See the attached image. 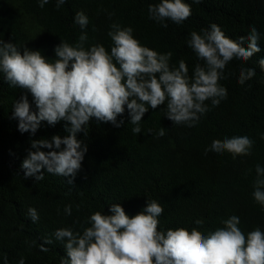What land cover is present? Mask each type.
Here are the masks:
<instances>
[{"label": "trees", "instance_id": "16d2710c", "mask_svg": "<svg viewBox=\"0 0 264 264\" xmlns=\"http://www.w3.org/2000/svg\"><path fill=\"white\" fill-rule=\"evenodd\" d=\"M158 2L67 0L57 10L56 0L43 8L38 0H0V39L40 50L50 60L56 58L54 49L62 40L70 44L78 41L82 32L75 24L78 11L89 17L83 30L89 37L86 47L99 43L110 53L113 42L107 33L117 22L131 26L145 46L160 53L171 51V65L185 60L190 75L197 63H203L187 45L190 33L213 23L233 39L247 36L254 25L261 48L247 62L233 59L226 66L225 74L232 75L220 83L228 90L227 99L216 107L206 101L210 110L195 127L175 125L166 117V105L149 107L139 134L132 132L135 125L130 123L127 109L118 117L124 120L119 128L93 117L88 135L77 134L88 145V152L73 184L67 182L70 177L53 175L46 169L42 170V181L25 178L21 165L31 140L68 135L66 122L53 126L44 121L34 136L21 133L18 119L13 118V105L24 92L0 76V264H4L5 255L8 264H19L21 258L25 264H61L67 253L64 244L55 240L54 231L73 225L82 231L80 225L89 226L85 221L90 215L96 211L111 214L110 207L116 203L134 216L148 200H157L164 208L158 217L159 229L164 231L196 227L207 234L222 227L221 221L232 215L240 217L239 226L245 234L257 226L264 230V207L252 195L256 166L264 167V70L258 63L264 58V0H184L191 6V16L181 25L166 21V29L149 19V4ZM109 14H113L111 18ZM242 66L256 71L244 85L238 83ZM29 101L37 111L30 94ZM162 127L166 134L158 137ZM233 136L252 139V154L235 159L227 152L205 154L213 140ZM69 204L71 216L64 212ZM29 207L37 209L38 222L28 216ZM197 219L204 220L203 226L196 225ZM45 238L53 243L45 245L49 251L42 252L40 244Z\"/></svg>", "mask_w": 264, "mask_h": 264}, {"label": "clouds", "instance_id": "9594fccd", "mask_svg": "<svg viewBox=\"0 0 264 264\" xmlns=\"http://www.w3.org/2000/svg\"><path fill=\"white\" fill-rule=\"evenodd\" d=\"M49 2L38 0L41 8ZM66 2L56 0L57 10ZM148 14L149 19L166 29V21L181 25L188 19L191 6L184 0H159L149 4ZM75 24L82 29L78 41L70 44L62 40L54 49V60L40 50L0 39V76L11 87L24 92L13 105L18 130L34 136L44 121L53 126L65 121L68 132L64 137L31 140V149L21 165L25 178L42 181V170L46 169L47 173L70 177L67 182L73 184L88 152V145L77 134L88 135L93 117L119 128L124 120L118 117L127 109L130 123L135 125L132 132L139 134L149 107L166 105V117L175 125L195 127L210 110L206 101L216 107L227 99L228 90L220 83L232 75L225 74L226 66L233 59L247 62L261 52L260 33L254 25L247 36L233 39L213 23L200 32L190 33L187 45L203 61L195 65L190 75L185 60L181 59L178 66L171 65V51L160 53L145 46L134 36L131 26L117 22L110 25L107 35L113 46L109 53L103 44L85 46L89 37L83 30L89 17L83 11L76 13ZM258 63L264 70V58ZM255 75L254 68L242 66L238 83L244 85ZM29 94L37 111L32 110ZM165 134L162 127L157 136ZM254 143L248 136L215 139L205 154L227 152L233 159L249 156ZM255 171L252 195L264 207V167L257 165ZM163 211L155 199L148 200L147 206L134 216L116 203L110 207L111 214L96 211L90 215L85 221L89 226L80 225L82 231L75 225L56 229L55 240L64 244L67 253L61 264H264V230L259 226L245 234L239 226L240 217L232 215L221 221L222 227L207 234L196 227L164 231L159 229L158 219ZM64 212L71 216L72 205L65 206ZM28 216L33 222L40 219L35 207L28 208ZM195 223L203 226L204 220L197 219ZM76 224L80 222L77 220ZM52 243L51 238H45L40 251H49L45 245ZM4 264H8L6 255ZM19 264H25L23 258Z\"/></svg>", "mask_w": 264, "mask_h": 264}]
</instances>
